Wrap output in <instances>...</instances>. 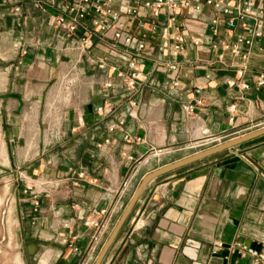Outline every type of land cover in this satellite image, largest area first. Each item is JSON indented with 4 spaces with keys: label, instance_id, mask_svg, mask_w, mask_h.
I'll list each match as a JSON object with an SVG mask.
<instances>
[{
    "label": "crops",
    "instance_id": "crops-1",
    "mask_svg": "<svg viewBox=\"0 0 264 264\" xmlns=\"http://www.w3.org/2000/svg\"><path fill=\"white\" fill-rule=\"evenodd\" d=\"M23 5L19 23L12 4H0V41L12 46L5 53L9 64L0 56V135H5L3 121L13 123L19 144H29L26 134L38 135L30 149H45L50 141H41L44 131L37 119L52 81L69 69L77 71L81 97L62 114L63 134L79 138L64 161L57 156L33 158L28 165L26 159L18 161L25 168L19 176L23 193L18 205L16 193L8 200L15 205V230L27 264H92L141 178L206 148L194 144L203 133L200 127L209 134L231 133L230 138L264 126V87H227L234 69L210 62L215 54L205 29L192 25L189 30L184 54L191 60H182L176 88L162 67L142 74L140 87L131 92L122 78L80 58L48 13L27 0ZM227 35L221 28L218 37ZM263 47L264 36L251 49L247 78L264 71ZM106 49L97 44L91 53L101 57ZM109 79L112 88L105 87ZM198 84L205 87V103L189 116L182 104L192 100ZM234 101L236 118L230 124L228 106ZM101 105L104 112L97 110ZM25 119L34 121L30 128ZM112 123L116 127L109 130ZM2 146L8 148L5 142ZM91 218L104 222V228L87 225ZM118 232L101 264H226L239 260L232 251L239 241L264 252V135L154 178Z\"/></svg>",
    "mask_w": 264,
    "mask_h": 264
},
{
    "label": "built area",
    "instance_id": "built-area-1",
    "mask_svg": "<svg viewBox=\"0 0 264 264\" xmlns=\"http://www.w3.org/2000/svg\"><path fill=\"white\" fill-rule=\"evenodd\" d=\"M27 1L31 7L48 13V21L70 47L78 49L80 58L105 73L122 78V86L131 92L138 90L145 73L151 69L159 71L162 67L171 76V86L179 85L182 60H191L184 53L192 25L205 29L211 37L209 45L215 55L210 62L234 69V76L226 79L227 87L248 90L252 83L259 89L264 87L263 70L247 78L253 66L251 49L264 36V0ZM6 2L12 4V14L21 23L25 0H0V4ZM221 28L227 30V37H218ZM97 44L107 48L101 57L91 53ZM194 44L199 46L195 41ZM20 49L27 52L26 48ZM205 77L211 78L210 71H206ZM114 86L111 79L106 80L105 87ZM194 88L195 96L182 104V110L189 116L194 114L197 106L205 103L201 96L204 85L198 84ZM236 109L235 101L228 106L230 124L235 122ZM97 110L104 112L105 108L101 105ZM115 127L113 123L108 126L109 130ZM199 130L203 133L194 144L206 148L237 136L209 134L203 127ZM123 137L128 141L131 139L129 133ZM140 139L136 137L135 140ZM86 224L101 231L105 223L100 219H88ZM219 246L221 244L212 251L217 252ZM232 251L240 258L226 264H264V252L255 246L239 241L232 246Z\"/></svg>",
    "mask_w": 264,
    "mask_h": 264
},
{
    "label": "rangeland",
    "instance_id": "rangeland-1",
    "mask_svg": "<svg viewBox=\"0 0 264 264\" xmlns=\"http://www.w3.org/2000/svg\"><path fill=\"white\" fill-rule=\"evenodd\" d=\"M1 41L0 56L6 59V61L0 60L9 64L11 56L5 53L9 49H12V46L7 40ZM78 74L77 71H70L69 69L67 72L56 77L48 87L47 93L44 94L45 96L40 103L41 112L39 113L37 121H39L40 129L44 131L40 133V137L41 141H46L49 138L50 146H45V149L41 148L39 151L31 150L29 145L31 144L30 141L38 137V135L32 136L31 134H28L29 136L26 134L25 136V140L26 137H29L27 142L29 144L25 145V142L23 145L19 144L14 135L13 128L15 126L13 123L7 126L6 122L3 121L2 127H4L3 132H5V135H0V151L3 147V142H5L8 147L7 150H9V156L8 160H6L0 153V264H27L25 262L24 249H22V244L18 241V235L15 230L17 223L14 213L15 205L12 199L10 201L8 200V196L11 193H16V204L18 205L19 198L22 196L20 193H23L24 186L19 176L25 168L22 163L18 164V161L26 159V164L28 165L32 163L33 158H41L45 161L49 157L57 156L59 161L63 162L65 156L75 146V140H79L78 137H69L68 134H63L61 127L63 124L62 114L64 110L72 106V104L78 103L81 99L77 90V82H75L78 80ZM25 121V125L28 127L34 122L27 119ZM52 128H54V131L47 135L46 131H51ZM45 185L47 186V184H43L42 188H46ZM36 200L39 204V200L33 198L34 206L38 205L36 204ZM16 257H19V260Z\"/></svg>",
    "mask_w": 264,
    "mask_h": 264
},
{
    "label": "water",
    "instance_id": "water-1",
    "mask_svg": "<svg viewBox=\"0 0 264 264\" xmlns=\"http://www.w3.org/2000/svg\"><path fill=\"white\" fill-rule=\"evenodd\" d=\"M263 135H264V126L258 129L252 130L249 133H244L241 135H237L234 138L224 140L221 143H218L216 145L208 146L207 148H204L202 150L195 151L190 155L183 156L179 158L178 160L166 163L165 165L152 169L150 172L146 173L141 178L139 183L137 184L135 191L133 192L132 196L127 201V204L124 207V210L119 216V219L117 220V222L114 224V226L110 230V235L107 237V239L102 244L101 249L97 253V256L93 260L94 262L92 264H101L104 256L106 255L107 251L111 247L112 242L118 235L119 233L118 231L124 224V221L127 219L128 214L130 213L133 206L135 205V201L138 199L139 194L141 193V191L143 190L146 184L151 182L154 178L166 174V172H170V171L180 168L181 166L194 163V161L203 159L205 157H208L209 155H212L218 152H222V150L235 147L236 145L248 142L251 139H254V138H257Z\"/></svg>",
    "mask_w": 264,
    "mask_h": 264
},
{
    "label": "bare ground",
    "instance_id": "bare-ground-1",
    "mask_svg": "<svg viewBox=\"0 0 264 264\" xmlns=\"http://www.w3.org/2000/svg\"><path fill=\"white\" fill-rule=\"evenodd\" d=\"M3 154H4V156L6 157V155H7V149H6V147L4 146L3 147ZM15 256V255H14ZM16 258H18V260H19V257H16ZM21 258V257H20ZM17 260V261H18ZM16 262V261H15ZM17 263V262H16ZM21 263V262H20Z\"/></svg>",
    "mask_w": 264,
    "mask_h": 264
}]
</instances>
